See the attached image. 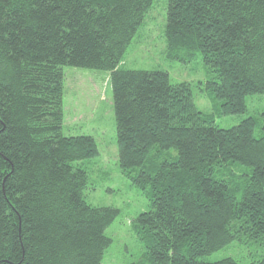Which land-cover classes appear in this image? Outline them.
<instances>
[{"label": "trees", "instance_id": "16d2710c", "mask_svg": "<svg viewBox=\"0 0 264 264\" xmlns=\"http://www.w3.org/2000/svg\"><path fill=\"white\" fill-rule=\"evenodd\" d=\"M154 1L0 0V264H102L112 244L120 211L86 197L98 144L63 132L65 66L111 74L120 168L150 201L133 264H240L202 258L236 241L264 248L256 120L219 128L190 84L121 68ZM166 1L168 57H201L221 114L245 113L264 95V0Z\"/></svg>", "mask_w": 264, "mask_h": 264}, {"label": "rangeland", "instance_id": "374dc122", "mask_svg": "<svg viewBox=\"0 0 264 264\" xmlns=\"http://www.w3.org/2000/svg\"><path fill=\"white\" fill-rule=\"evenodd\" d=\"M168 2L154 1L143 26L138 30L125 59L124 70H161L169 74L174 84L188 83L199 110L211 117L222 129H230L244 120L257 122L256 137L264 135V95L247 97V110L236 115H222L223 101L215 100L207 84L212 77L201 57L188 63L168 57L166 39ZM65 74L64 110L66 136L91 135L95 138L100 155L85 161L91 177V187L86 192L87 202L95 207L117 208L120 214L107 229L112 239L102 264H133L144 260L147 249L138 240L134 222L150 209L145 194L123 174L119 164L117 124L114 109L113 86L110 72L63 67ZM264 256V248L255 244L233 242L224 249L202 258L216 262L232 258L240 264H250Z\"/></svg>", "mask_w": 264, "mask_h": 264}]
</instances>
